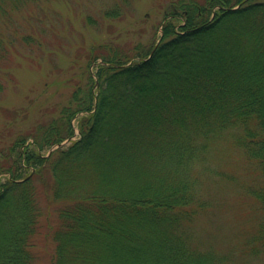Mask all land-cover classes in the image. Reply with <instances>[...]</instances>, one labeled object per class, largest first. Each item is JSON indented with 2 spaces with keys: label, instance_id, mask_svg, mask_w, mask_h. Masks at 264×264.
I'll return each mask as SVG.
<instances>
[{
  "label": "trees",
  "instance_id": "obj_1",
  "mask_svg": "<svg viewBox=\"0 0 264 264\" xmlns=\"http://www.w3.org/2000/svg\"><path fill=\"white\" fill-rule=\"evenodd\" d=\"M35 1L0 0V20ZM160 27L128 50L91 46L58 115L2 150L0 264H35L38 183L58 203L53 264H231L194 240L210 204L197 165L219 141L253 165L259 216L241 254L264 252V0H175ZM8 42L0 23V56Z\"/></svg>",
  "mask_w": 264,
  "mask_h": 264
},
{
  "label": "rangeland",
  "instance_id": "obj_2",
  "mask_svg": "<svg viewBox=\"0 0 264 264\" xmlns=\"http://www.w3.org/2000/svg\"><path fill=\"white\" fill-rule=\"evenodd\" d=\"M173 1L38 0L1 19L10 44L6 55L0 56L5 79L0 93V154L17 137L32 134L37 125L58 115L74 87L86 77L91 46L110 42L128 50L156 40L164 10ZM119 5L124 12L120 18L102 15ZM197 172L210 204L193 224L194 240L202 249L229 254L231 264H264L262 251L254 256L251 249L241 254L259 216L246 190L255 176L253 165L237 147L219 141L210 146ZM38 185L43 214L34 238L35 264H53L58 203Z\"/></svg>",
  "mask_w": 264,
  "mask_h": 264
},
{
  "label": "water",
  "instance_id": "obj_3",
  "mask_svg": "<svg viewBox=\"0 0 264 264\" xmlns=\"http://www.w3.org/2000/svg\"><path fill=\"white\" fill-rule=\"evenodd\" d=\"M70 140H71V138H70V139H67V140L64 141L63 143H60V144L55 145V146L52 148V150L55 149V148H57V147H59V146H62L63 144L68 143Z\"/></svg>",
  "mask_w": 264,
  "mask_h": 264
}]
</instances>
